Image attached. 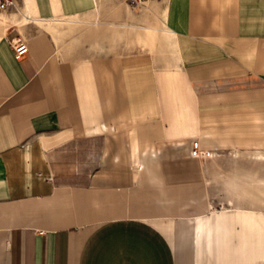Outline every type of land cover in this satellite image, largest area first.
<instances>
[{"label": "crops", "instance_id": "crops-1", "mask_svg": "<svg viewBox=\"0 0 264 264\" xmlns=\"http://www.w3.org/2000/svg\"><path fill=\"white\" fill-rule=\"evenodd\" d=\"M257 153L264 0L0 12V264H264Z\"/></svg>", "mask_w": 264, "mask_h": 264}, {"label": "built area", "instance_id": "built-area-1", "mask_svg": "<svg viewBox=\"0 0 264 264\" xmlns=\"http://www.w3.org/2000/svg\"><path fill=\"white\" fill-rule=\"evenodd\" d=\"M132 5H144L149 0H123ZM19 0H0V12H4L12 7H17ZM12 46L15 50V56L20 58L28 49L27 41L24 38H17L12 40ZM197 146V142L195 143Z\"/></svg>", "mask_w": 264, "mask_h": 264}, {"label": "bare ground", "instance_id": "bare-ground-1", "mask_svg": "<svg viewBox=\"0 0 264 264\" xmlns=\"http://www.w3.org/2000/svg\"><path fill=\"white\" fill-rule=\"evenodd\" d=\"M257 155L261 158H264V153H257Z\"/></svg>", "mask_w": 264, "mask_h": 264}, {"label": "rangeland", "instance_id": "rangeland-1", "mask_svg": "<svg viewBox=\"0 0 264 264\" xmlns=\"http://www.w3.org/2000/svg\"><path fill=\"white\" fill-rule=\"evenodd\" d=\"M122 1H123V0H122ZM125 2H126V1H125ZM127 3H128V2H127ZM142 5H143V4H142ZM145 5H147V3H146V4H144V6H145Z\"/></svg>", "mask_w": 264, "mask_h": 264}]
</instances>
